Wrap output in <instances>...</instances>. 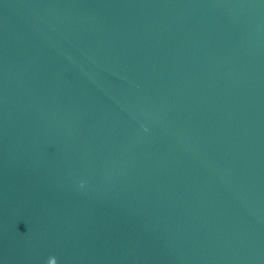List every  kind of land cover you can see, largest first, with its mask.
I'll return each instance as SVG.
<instances>
[{
    "label": "water",
    "instance_id": "water-1",
    "mask_svg": "<svg viewBox=\"0 0 264 264\" xmlns=\"http://www.w3.org/2000/svg\"><path fill=\"white\" fill-rule=\"evenodd\" d=\"M51 258L264 264V0H0V264Z\"/></svg>",
    "mask_w": 264,
    "mask_h": 264
},
{
    "label": "clouds",
    "instance_id": "clouds-1",
    "mask_svg": "<svg viewBox=\"0 0 264 264\" xmlns=\"http://www.w3.org/2000/svg\"><path fill=\"white\" fill-rule=\"evenodd\" d=\"M53 260L56 261V259H54V258L49 259L48 264H52V261H53ZM56 264H57V261H56Z\"/></svg>",
    "mask_w": 264,
    "mask_h": 264
}]
</instances>
